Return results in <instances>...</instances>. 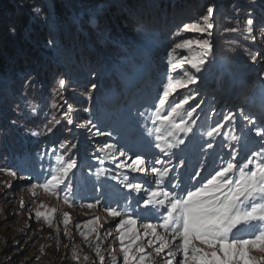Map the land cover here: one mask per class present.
<instances>
[{
    "label": "rangeland",
    "instance_id": "obj_1",
    "mask_svg": "<svg viewBox=\"0 0 264 264\" xmlns=\"http://www.w3.org/2000/svg\"><path fill=\"white\" fill-rule=\"evenodd\" d=\"M255 3H257L256 0H196L190 6L186 4L183 7L181 6V9L176 11L177 18H175L178 19L175 27L178 25L181 29L184 24L202 23L201 18L207 14V9L209 7L214 9L212 23L215 26L211 30V36L207 34L200 36L199 33L182 32L183 36L181 34L182 39H209L213 48L212 56L205 65V70L195 74L198 76L199 82L190 85L188 89L178 90L176 96L181 93L186 95L191 91L192 94L196 95V99L190 101L191 105L199 104L201 106L200 104L204 102L200 108H197L195 114L199 117L197 120L198 129L207 130L222 122L223 116L229 113L237 117L234 122L235 126L231 130H229L230 121L225 123L221 129V135L213 140L214 148L206 151L228 158L227 154L235 150L239 154L238 160L250 155L252 151H260L264 148V135H256L257 130L264 133V111L258 109L260 105L252 97L253 92L259 93L258 89H255L256 86H264V36L261 35L260 31L261 25L264 24V7L258 13L251 7ZM232 13H234L233 17H231ZM187 15L188 17H183ZM248 18L254 19L253 35L256 36L255 41L247 38L248 26L246 22ZM172 21L173 18H170L168 23ZM91 25L97 27L94 18L91 20ZM231 28H235L237 31H226V29ZM96 33L98 39L105 37L101 36L103 32L99 29ZM93 39V36L86 34L84 43L90 50H95L96 54H92V57H88L87 60L79 61L74 69L68 71V74L65 73L67 71L65 69H70L72 66L66 65L67 61H64V59L55 57L60 50L57 45V47L53 46L51 51L55 55L50 63L54 64L50 65L49 69L52 67L51 70H56L59 66L61 70L52 77L48 75L45 83L41 79L43 85L39 86V92H41L42 87L46 86V90L49 91L47 95L54 93L51 100L55 101L56 110L50 100H36L43 107L40 118L54 123L55 120H60V124L56 125L51 133L60 130V133L63 134L59 136L61 142H63L61 140L62 136L76 134L77 140L73 141V144L76 145L75 148L80 146L83 148L81 152L78 151V154H76L78 167L74 169L75 175L71 181L73 187L70 196L75 206L69 207L63 202L62 198L57 199L44 193L40 188L34 189L32 187L34 184L43 183L49 171L46 170L45 166H41L38 161H32L30 165L25 164L20 161L22 157L20 155L10 157V160L0 159V169H9L15 173L13 176L0 171V264H10L11 262H14V264H101L100 258L95 252L97 246L101 249L100 256L104 258L103 264H123L120 242L116 239L118 233L114 229L118 219L108 216L101 206L90 210L81 207V205L95 202L97 199L101 201L105 198L103 202L101 201L102 205L111 204L112 206L124 207L127 204L128 211L133 216H138L141 208L139 207L136 210L137 201L142 202L141 198L144 194L129 193L122 184L108 177L120 173L122 177L127 176V182L135 183L147 180L151 184L153 179L151 176L145 177L140 173H133L127 169H118L115 165L126 159V156L135 157L139 155L146 157L149 161L156 158L167 159L155 147L154 136L148 135L147 129L154 127L150 118L151 113L158 101L162 84L169 74L167 53L172 49L171 46L169 47V42L160 41L163 47L158 51H164L162 54H156L157 59L146 58V55L139 56V59L142 60L133 65L127 72L125 65L119 67L120 71L116 66L110 68L107 65V58L104 57L111 58V54H106V50L113 49L110 48V45L101 46L100 52V49H97L94 42H92ZM250 53L256 54L257 59L255 62L251 59ZM185 55H188L185 50H177L176 52L177 60ZM224 61L232 67L233 64L240 61L246 62L242 65L248 70L243 76L237 75ZM186 68H188L187 65L184 68L176 69L171 72V75H182ZM135 69H137L136 72H134ZM108 70L115 72L114 74L113 72L109 73ZM97 74L101 75L99 79L95 76ZM106 74H109L107 76L108 80L107 77H103ZM223 74L228 75V81L226 78H222ZM19 77L27 81L25 75L20 74ZM89 78L91 81L86 83ZM221 78L225 79L226 84H228L224 88L221 85ZM61 79L65 80L66 83L62 96L55 94L56 88H54L56 85L58 89ZM77 80H81V82L78 83ZM105 81L106 86L102 88L104 93H100V97L96 102H101L100 112L94 117L91 111L95 107L91 106L92 96L89 95L87 88L97 85V83V86H102ZM114 83H119L121 86L117 87ZM14 88V91L20 97L28 91L20 83H18V87ZM17 89H21V91H17ZM80 89H85L87 92L83 93V90ZM97 93H99V90ZM77 96L83 98L82 103L79 102ZM259 96L262 99L264 98V95ZM55 99H57V102ZM28 101L29 104L35 102L32 98H29ZM249 102H252L253 105ZM75 103H78V106ZM69 105L72 109V125L67 124L66 119H64V113L68 111ZM262 106L264 107V101ZM14 107V104H11L10 107H0V113L4 112L0 116V129H2L0 130V144L5 136H9L11 139L15 137L13 130L16 129V107ZM240 109H246L248 113L250 112L249 120L245 119L247 116L240 113ZM79 110L83 115L89 110V120L92 121V124L84 128L77 127V125L85 123L80 122L83 121V115L79 117ZM241 118L244 121L238 122ZM2 122H6V126H2ZM23 126L28 127L29 131L31 130L33 125L30 118H26ZM243 128L245 130L240 133ZM97 131L102 133L111 132L112 135H96ZM25 135L28 136V133ZM233 135L237 137L236 141L231 139ZM207 142V137L201 138L197 135L191 138V142H186V146H181L184 148L183 152L174 150L179 158L186 161V166L179 169V179L188 181V174L204 159L202 146ZM70 143L71 141L68 142V144ZM105 143L116 144L117 153L108 156L106 153L98 152L97 148ZM121 150L126 153L125 157L119 156L118 153ZM56 155L58 154H51L50 158L57 161V158H54ZM34 157L39 160L42 155L35 153ZM79 157L80 159H78ZM100 159H104L103 165L99 163ZM10 162L11 164H9ZM176 162V157H173V163ZM156 166L159 167V165ZM101 167L106 170V174L98 178L102 183V187L98 192L97 183L93 181V178L96 177V170ZM149 167H151V164H149ZM175 174L173 173V175ZM192 183H195V181L189 182L188 186L191 187ZM105 184L107 185L102 195V188ZM112 188H115L114 192H112ZM85 189L91 192L84 194ZM42 204L44 207H41ZM51 209H56L55 213H51ZM37 211L49 214L51 227H49V222L43 216H36ZM65 212L70 216V222L67 226L63 223ZM97 216L100 217L98 224L89 225L87 223ZM77 224L80 225L79 228L76 227ZM139 226L138 223L137 227L139 228ZM93 227L96 228V232L100 233L99 239L96 238V232L88 234L89 229ZM57 228L59 231H57ZM108 231H111V235H108ZM81 233L88 234V239L85 240ZM250 255L256 257L260 264H264V253L257 251L250 253ZM74 256L78 259H75ZM85 257L88 259L85 260Z\"/></svg>",
    "mask_w": 264,
    "mask_h": 264
},
{
    "label": "snow or ice",
    "instance_id": "obj_2",
    "mask_svg": "<svg viewBox=\"0 0 264 264\" xmlns=\"http://www.w3.org/2000/svg\"><path fill=\"white\" fill-rule=\"evenodd\" d=\"M34 11L39 14L38 8ZM213 16L214 9L209 7L207 14L201 18L202 23L184 24L180 32L211 36L214 27ZM246 23L247 38L255 41L254 19L248 18ZM226 31L235 32L237 29L231 28ZM260 31L264 36V24L261 25ZM52 43L54 42L49 41L50 45ZM212 48L209 39L185 38L175 43L167 53L169 74L162 84L158 101L151 113L150 118L154 127L147 129L148 135L154 136L155 147L167 159L156 158L149 161L139 155L126 156L122 150L118 153L121 157L126 156V159L117 163L116 168L140 173L145 177L151 176L153 178L151 184L147 180L127 182V176L122 177L120 173L108 177L122 184L129 193L135 192L138 195L143 193L142 203L138 200L137 204L144 209L143 215L151 219L142 222L140 217L130 215L127 204L124 207L102 205L97 199L95 202L81 205L90 210L101 206L108 216L119 218L114 229L118 233L116 239L120 242L123 264H260L250 253L257 251L264 253V148L252 151L241 160L237 159L238 153L235 150L227 154L228 158L207 152V149L214 148L213 140L221 135L225 123L234 120V114L223 116L222 122L207 130L198 129L199 117L195 114L199 104L195 106L190 104V101L196 99V95L189 91V94L181 93L176 96L178 90L188 89L190 85L199 82L195 74L205 70V65L212 56ZM177 50H185L188 55L177 60ZM250 56L255 62L256 54L250 53ZM185 65L188 68L184 69L182 75H171V72L184 68ZM92 87L95 88V85ZM65 88V80L61 79L57 94L62 96ZM32 111L35 112V108ZM71 111L69 105L68 111L64 113V119L69 125L73 124ZM58 124L60 120H55L53 127L48 128L47 132L51 133ZM90 124L92 121L88 120L77 127L84 128ZM38 134L35 131L31 133L33 136ZM96 135L111 136L112 133L97 131ZM197 135L208 138V142L202 146L204 159L188 174V181H182L178 178L179 169L186 166V161L179 158L174 150L183 152L184 148L181 146H186V142H191V138ZM256 135L261 136L264 133L257 130ZM231 139L236 141L237 137L233 135ZM66 147L67 144L61 145V148ZM71 147L75 148L76 145L73 144ZM97 151L111 156L117 153V145L105 143L98 147ZM173 157H176V163H173ZM99 163L103 165L104 159H100ZM77 167L75 158L65 159L63 155L58 156L57 165L48 173L47 179L32 187L40 188L44 193L57 199L62 198L65 204L74 207L70 194L74 169ZM0 171L15 175L9 169ZM105 174L106 170L103 167L98 168L95 173L97 178ZM192 181L195 183L189 187L188 183ZM55 211L56 209L50 210L51 213ZM36 216H43L51 227L49 214L37 211ZM99 219L97 216L87 223L96 225ZM69 222L70 216L65 212L63 223L67 226ZM76 227L79 228L80 225L77 224ZM92 232H96L95 227L90 228L88 234ZM88 234L81 233L85 240L88 239ZM108 235H111V231H108ZM99 237L100 233L96 232V238ZM95 252L103 264L104 258L100 256L99 246L95 248ZM74 258L78 259L76 256Z\"/></svg>",
    "mask_w": 264,
    "mask_h": 264
},
{
    "label": "trees",
    "instance_id": "obj_3",
    "mask_svg": "<svg viewBox=\"0 0 264 264\" xmlns=\"http://www.w3.org/2000/svg\"><path fill=\"white\" fill-rule=\"evenodd\" d=\"M194 1L196 0H0V107L15 105L16 129L13 130V133L20 140L18 142L15 137L12 139L9 136L3 137L4 140L0 145V159L10 160L8 159L10 156H18L22 152L26 153L30 147L33 150L34 148L49 146L50 142H53L54 134L63 135L60 130H55V133L47 132L48 128L53 127L54 122H47L40 118L43 107L40 102L36 101L37 99H48L56 110V103L51 100L54 93L47 95L49 91L46 90V86L42 87L41 92H39V86L43 85V81L45 83L48 75L52 77L61 70L59 66L56 70H51L52 67L49 69V66L54 64L50 63L55 55L51 51L53 46H58L60 50L55 57L64 59L67 61L66 65L72 66L70 69H65V71L67 70L65 73L68 74V71L74 69L79 61L87 60L88 57H92V54H96L95 50H90L84 43L86 34H89L91 37L93 36L92 42L97 49H100V52L101 46L110 45V48L113 49L106 50V54H111V58L104 57L107 58V65L110 68L116 66L120 71L119 67L125 65L126 71L129 72L128 70L133 65L142 60L139 59V56L146 55V58L157 59L156 54H162L164 51H158L163 47L160 41L169 42V47L172 48L175 43L182 40L183 33L178 32L180 29L178 25L175 27V23L178 21L175 19L177 18L176 11L185 4L190 6ZM256 1L257 3L251 7L260 13L264 7V0ZM37 8L39 14L34 11ZM183 17L186 18L188 15ZM93 18L97 23L96 28L91 25ZM170 18H173V21L168 23ZM139 26L141 27L137 28ZM97 29L103 32L101 36H105L104 38H97ZM177 33L180 34L177 35ZM49 41L54 43L50 45ZM225 63L228 65L227 62ZM245 63L240 61L233 64V67L228 66L235 74L243 76L248 70L242 65ZM136 71L137 69L134 70V72ZM112 72L109 71V73ZM20 74L25 75L27 81L19 77ZM95 76L99 79L101 75ZM107 76L109 74L103 77ZM222 78H226L228 81V75L223 74ZM90 81L89 78L86 83ZM221 81L223 88L228 85L225 79ZM77 82L80 83L81 80H77ZM18 83L28 90L21 97L14 91V87H18ZM105 84L106 81L102 86H97V83L95 88H87L89 95L92 96L91 106L95 107L91 111L94 117L100 112L101 102H96L100 97L102 88L106 86ZM115 85L121 86L119 83ZM54 88H56V94V85ZM255 89H258L259 93L253 92L252 97L260 105L259 100L262 98L259 95H264V86H256ZM80 90H83V93L87 92L85 89ZM98 90L99 93H97ZM17 91H21V89H17ZM77 97L82 103L83 98ZM29 98L35 102L29 104ZM55 100L57 102V99ZM75 104L78 106V103ZM203 104L204 102L200 105ZM249 104L253 105L252 102ZM33 108H35V112L32 111ZM88 111L83 115L79 110V117L84 116H82L83 121L80 122L89 120ZM240 113L247 118L250 117V112L248 113L246 109H240ZM27 117L30 118L33 125L30 131L29 128L23 126ZM234 117V120L230 121L233 126H235L234 122L236 121V116ZM6 124V122L1 123L2 126H6ZM33 131L39 133L37 139L31 135ZM26 133L30 138L24 140L23 137H26ZM65 141L70 142L71 140L66 139ZM25 143H28L27 149L23 146ZM10 264H14V262Z\"/></svg>",
    "mask_w": 264,
    "mask_h": 264
},
{
    "label": "bare ground",
    "instance_id": "obj_4",
    "mask_svg": "<svg viewBox=\"0 0 264 264\" xmlns=\"http://www.w3.org/2000/svg\"><path fill=\"white\" fill-rule=\"evenodd\" d=\"M119 220V218H117Z\"/></svg>",
    "mask_w": 264,
    "mask_h": 264
}]
</instances>
